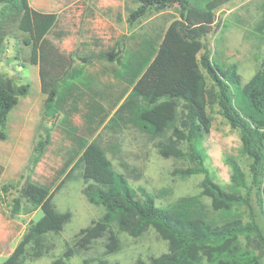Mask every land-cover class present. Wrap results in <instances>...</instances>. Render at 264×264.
I'll list each match as a JSON object with an SVG mask.
<instances>
[{"label":"rangeland","instance_id":"obj_1","mask_svg":"<svg viewBox=\"0 0 264 264\" xmlns=\"http://www.w3.org/2000/svg\"><path fill=\"white\" fill-rule=\"evenodd\" d=\"M190 7L199 8L205 0H186ZM44 5L43 12L57 15V23L47 35L66 56L70 66L58 83L61 93L54 113L43 117L45 96L41 92L38 66L29 64L30 48L26 36L14 22H5L1 33L0 74L15 84L30 83L29 94L19 100L10 112L5 129L6 139L0 140V263L4 262L22 240L30 222H37L40 210L27 213L25 202L14 214V200L26 181L50 189L58 214L70 213V219L59 234L47 235L53 250L39 259L26 257L24 264H52L73 249L76 235L92 223L98 222L105 211L90 204L82 194L86 183L79 163L82 141L96 143L104 151L115 172L123 174L138 198L145 191L155 198L158 206L173 205L182 199L197 198L196 210L212 221L219 215L212 212L210 201L199 197L202 176L181 179L172 175L185 163L159 156L154 144L163 136L143 131L137 119L142 100L116 115L127 101L132 86L123 64L139 55H148L150 42L155 50L169 25L180 20L181 7L173 4L162 12H149L134 24L128 23L137 0H28V4ZM1 7V4H0ZM264 0H231L214 11L210 32L201 39L210 59L222 70L235 66L241 85L247 84L260 68L264 57ZM118 57L109 61L105 53ZM85 58L86 62L79 60ZM208 87L211 81L201 69ZM77 77V78H74ZM65 79V81H63ZM243 96L235 91L234 101L239 111L245 112ZM211 132L203 143L205 164L214 181L226 188L230 184L231 169L225 158H235L250 185L251 161L239 153V130L232 129L221 116L218 107H208ZM113 121V122H111ZM40 125V128H38ZM50 137L38 164L27 168L36 141ZM5 188V189H4ZM251 207L239 213L244 221H262L256 207V191L250 193ZM120 250L105 255L106 238L94 242L88 250H73L64 264H97L106 259L110 263L135 264L138 258L148 261L167 252V243L153 230L138 238L118 233ZM264 233V226L262 227ZM3 241H5L3 243Z\"/></svg>","mask_w":264,"mask_h":264},{"label":"trees","instance_id":"obj_2","mask_svg":"<svg viewBox=\"0 0 264 264\" xmlns=\"http://www.w3.org/2000/svg\"><path fill=\"white\" fill-rule=\"evenodd\" d=\"M229 1L205 0L202 6L195 8L186 0H137L139 6L128 16L131 25L149 12H162L173 4L181 7L180 20L169 25L158 50L147 42L148 55L141 54L123 64L132 91L116 111L119 115L136 99L142 100L136 116L140 128L162 136L170 131L165 140L154 144L159 156L185 163V167L174 169L175 177H203L199 197L208 199L212 212L221 219L212 221L198 212L197 198L182 199L167 206H158L155 198L145 191L138 198L125 176L114 171L100 146L82 141L79 163L86 183L82 194L90 204L102 206L105 213L98 222L76 235L73 249H68L63 258H69L73 250H88L103 238L107 241L105 255L118 252L119 238L111 230L115 224L120 234L138 238L153 230L167 243V252L148 261L138 258L135 264H264V57L254 76L242 86L237 68L220 69L201 42L210 32L214 11ZM0 4V52L4 24L14 22L26 36L29 64L38 66L40 88L45 96L43 117L52 114L61 95L58 83L71 62V57H66L47 39L57 23V15L34 10L28 0H0ZM262 28L264 26L259 30ZM102 57L114 61L118 55L111 52ZM79 60L86 62L85 58ZM201 69L211 81V87L207 86ZM67 77L66 74L64 78ZM29 90V82L17 85L0 74V140L6 139L10 112L21 98L28 96ZM236 90L243 96L245 112L236 107ZM213 106L218 107L232 129L240 132L239 153L251 161L250 185L237 160L231 156L225 158L231 169L230 184L226 188L214 181L206 167L202 143L211 132L207 108ZM49 139L46 135L36 141L27 168L38 164ZM2 172L0 165V175ZM252 190L256 191V207L263 222L254 218L244 221L238 211L242 207L252 209ZM52 197L47 187L31 181L24 183L14 200L13 213L18 214L24 201L27 213L40 210L43 216L29 223L22 240L0 264H24L26 257L39 259L53 250L54 245L48 243L47 235L59 234L69 221L70 213L58 214ZM63 258L52 264H64ZM97 264L119 263L100 259Z\"/></svg>","mask_w":264,"mask_h":264},{"label":"crops","instance_id":"obj_3","mask_svg":"<svg viewBox=\"0 0 264 264\" xmlns=\"http://www.w3.org/2000/svg\"><path fill=\"white\" fill-rule=\"evenodd\" d=\"M45 7H44V5L41 3V5H40V7H37V6H35L34 7V10H36V11H38V12H41V13H47L46 11H42V10H45L44 9ZM5 241H3V243H4Z\"/></svg>","mask_w":264,"mask_h":264}]
</instances>
